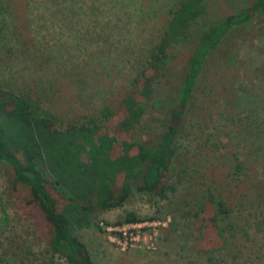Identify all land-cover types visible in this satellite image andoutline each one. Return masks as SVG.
Returning a JSON list of instances; mask_svg holds the SVG:
<instances>
[{"label": "rangeland", "instance_id": "obj_1", "mask_svg": "<svg viewBox=\"0 0 264 264\" xmlns=\"http://www.w3.org/2000/svg\"><path fill=\"white\" fill-rule=\"evenodd\" d=\"M177 1L0 0V84L33 92L57 123L93 117L103 137L114 139L111 156H119L120 141L132 133L135 141L154 144L202 34L250 0H205L187 36L173 45L170 69L150 80L135 131L125 130L124 113L115 114L119 100ZM92 3L100 6L97 15ZM104 107L114 113L106 120L98 111ZM180 124L166 196L132 192L98 213L102 230L94 223L75 230L96 264H264V13L229 31L211 52ZM12 180L0 162V264H69L52 256L50 225L28 188ZM208 195L228 209L217 227L223 243L212 249L214 232L201 226ZM129 211L146 224H125L124 240L117 221Z\"/></svg>", "mask_w": 264, "mask_h": 264}, {"label": "trees", "instance_id": "obj_2", "mask_svg": "<svg viewBox=\"0 0 264 264\" xmlns=\"http://www.w3.org/2000/svg\"><path fill=\"white\" fill-rule=\"evenodd\" d=\"M205 5V0H178L174 5L159 39L146 49L144 69L132 80L130 91L119 100L115 114L124 113L120 116V127L135 131L150 96V80L156 73L165 74L170 69L167 63L173 45L187 36L189 26L200 17ZM99 7L92 3L89 8L97 15ZM3 10L0 5V13ZM260 13H264V0H250L245 8L229 13L202 34L188 59L177 99L159 141L146 145L135 141L132 133L129 140L120 141L119 156L110 155L113 146L109 147L114 139L103 137L106 133L98 131L100 126L93 117L87 121L57 123L54 113L44 108L33 92L0 84V162L11 170L14 184L28 188L31 201L38 205L50 225L52 256L58 254L69 264H96L76 229L94 223L102 230L96 222L98 213L121 205L132 192L164 197L173 188L168 175L176 152L180 120L206 59L229 31L247 25ZM98 111L105 113L104 120L114 114L108 107ZM118 175H121L119 182ZM212 203L216 206L214 212ZM206 205L208 212L201 226L214 232L216 242L208 248L212 249L223 243L217 227L219 215L227 214L228 209L224 200L215 201L213 195H208ZM142 220L145 218L129 211L117 223ZM211 232L205 231L209 241H212Z\"/></svg>", "mask_w": 264, "mask_h": 264}, {"label": "built area", "instance_id": "obj_3", "mask_svg": "<svg viewBox=\"0 0 264 264\" xmlns=\"http://www.w3.org/2000/svg\"><path fill=\"white\" fill-rule=\"evenodd\" d=\"M125 224H133V223H123V224H121V230H123V231L120 230L119 234L124 238V240H127L128 239L127 233L124 230H126V226H130V225H125ZM136 224H138L139 226H142V224H146V223L137 222V223H135L133 225H136ZM129 239H132V237H129Z\"/></svg>", "mask_w": 264, "mask_h": 264}]
</instances>
